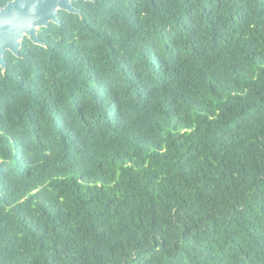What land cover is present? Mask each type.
<instances>
[{"label":"trees","instance_id":"obj_1","mask_svg":"<svg viewBox=\"0 0 264 264\" xmlns=\"http://www.w3.org/2000/svg\"><path fill=\"white\" fill-rule=\"evenodd\" d=\"M74 5L0 67V264H264V0Z\"/></svg>","mask_w":264,"mask_h":264},{"label":"water","instance_id":"obj_2","mask_svg":"<svg viewBox=\"0 0 264 264\" xmlns=\"http://www.w3.org/2000/svg\"><path fill=\"white\" fill-rule=\"evenodd\" d=\"M76 0H9L0 7V67L5 70V54L10 51L20 55L23 40L27 37L33 43L44 45L39 29L51 22L60 23L59 11L80 14L74 5ZM95 1V0H86Z\"/></svg>","mask_w":264,"mask_h":264}]
</instances>
